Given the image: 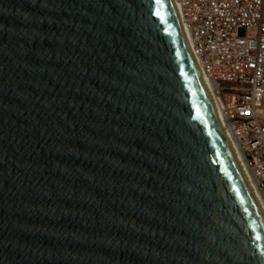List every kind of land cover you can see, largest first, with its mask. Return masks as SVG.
<instances>
[{
    "label": "water",
    "instance_id": "95a60500",
    "mask_svg": "<svg viewBox=\"0 0 264 264\" xmlns=\"http://www.w3.org/2000/svg\"><path fill=\"white\" fill-rule=\"evenodd\" d=\"M0 264H264L175 0H0Z\"/></svg>",
    "mask_w": 264,
    "mask_h": 264
},
{
    "label": "built area",
    "instance_id": "2783aa9c",
    "mask_svg": "<svg viewBox=\"0 0 264 264\" xmlns=\"http://www.w3.org/2000/svg\"><path fill=\"white\" fill-rule=\"evenodd\" d=\"M224 126L264 199V0H175Z\"/></svg>",
    "mask_w": 264,
    "mask_h": 264
},
{
    "label": "bare ground",
    "instance_id": "6f19581e",
    "mask_svg": "<svg viewBox=\"0 0 264 264\" xmlns=\"http://www.w3.org/2000/svg\"><path fill=\"white\" fill-rule=\"evenodd\" d=\"M205 82H206V84L208 86V89L211 91V83H210V81L205 79ZM227 136H228L229 141L231 143V146H232V148L234 150V153H235V155H236V157H237V159H238V161H239V163H240V165H241V167L243 169V172L246 175V177H247V179H248V181H249V183H250V185L252 187V190H253V192H254V194H255V196H256L259 204H260L261 210L264 213V199L261 197V195L257 191L256 183L254 182V180H253L248 168L246 167L245 160H244L243 155H242V153H241V151H240V149L238 147L237 141H236L235 138L232 137V135L229 132H227Z\"/></svg>",
    "mask_w": 264,
    "mask_h": 264
}]
</instances>
